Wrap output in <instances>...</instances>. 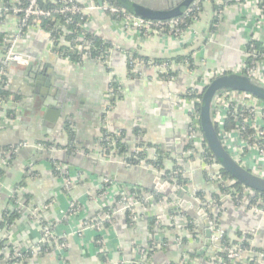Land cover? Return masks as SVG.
Instances as JSON below:
<instances>
[{"label": "crops", "instance_id": "obj_1", "mask_svg": "<svg viewBox=\"0 0 264 264\" xmlns=\"http://www.w3.org/2000/svg\"><path fill=\"white\" fill-rule=\"evenodd\" d=\"M17 1L0 0V9H7ZM75 1L82 5L87 16L85 29L117 47L107 63L88 58L82 62L61 59L54 51L50 34L41 27L30 26L22 32V17L9 9L0 18V84L8 82L6 87L11 92L10 97L0 102V147L30 145L21 148L9 162L5 159L11 152L0 157L4 173L0 177V220L15 193L14 209L21 205L22 210L11 227L0 229V239L31 254L16 264H139L140 250H148L154 244L156 251L151 253L147 264L178 263L186 255L185 249L198 250L204 242L200 207L191 211L192 200L202 204L194 199L199 192L205 193L210 209L218 216L219 226L232 241L242 240L238 232L250 234L251 246L264 251V213L238 204L228 195L215 198L220 192L215 179H211L214 170L206 171L198 149H187L190 112L195 106L194 97L187 96L188 91L214 76L236 71L250 57L247 45L252 40L264 43L260 0H226L231 3L219 12L215 5L225 0H195L185 13L192 11L199 1L203 2V9L180 37L127 31L111 15L98 9L94 0ZM125 1L135 10L140 7L168 10L181 2ZM9 47L28 58L27 64L6 63ZM129 52L150 59L192 53L195 68L179 67L173 81L157 77L151 68L132 78L127 66ZM259 66L264 70V61H259ZM113 78L120 85L116 93L110 88ZM104 127L111 132L125 131L124 142L130 151L145 146L149 148V157L154 151L167 156L164 163L168 168L180 166L188 184L179 196L191 204L189 209L172 200L169 203L165 198L157 201L153 197L148 190L157 191L159 174L152 166L121 167V159L106 156L100 145ZM43 141L69 144L82 154L77 162L81 166L73 165L78 168L75 175L69 166H61L72 179L70 187L55 175L54 164L43 150L39 153L40 149L35 148ZM193 149V155L184 157L192 154ZM255 157L257 151L253 149L246 160L253 162ZM105 178L112 181L104 191ZM173 189L169 186L163 194L168 197L167 193ZM132 190L140 192L137 199L131 195ZM121 193L126 194L132 214L117 211L109 227L102 225L101 230L91 227L106 212L104 209L120 208ZM214 199L222 206L216 205ZM72 202H77L79 210L69 216ZM186 214L196 218L202 231L199 238L185 229ZM152 216L157 217L154 235L148 224ZM42 222L50 228L56 244L65 245L63 248L40 252L39 245L45 243ZM183 238L188 245L182 243ZM213 248L203 256L189 259V264H214L210 260ZM256 256L257 253L244 250L240 264H250L254 259V264H261ZM4 263L0 259V264Z\"/></svg>", "mask_w": 264, "mask_h": 264}, {"label": "built area", "instance_id": "obj_2", "mask_svg": "<svg viewBox=\"0 0 264 264\" xmlns=\"http://www.w3.org/2000/svg\"><path fill=\"white\" fill-rule=\"evenodd\" d=\"M26 2V5L21 8H15L13 9V12L15 14H19L22 17V28L25 27L28 23V20L32 17H40V16H47L50 17L52 15V12L45 11L40 8L39 6V0H23ZM57 3L64 4V9L61 10V13H70L72 15L75 14H81L83 16H86L85 11L83 7L80 6L78 2L75 0H52ZM96 6L98 9L108 13L111 15L116 21L121 24V26L124 27L127 31H135L138 33H142L143 35L147 36H154V35H170L175 37H180L184 34V30H180L181 24L184 23L182 19L179 17L173 18L170 20H156V21H150L143 19L141 17H138L132 13H129L126 9L115 5L112 0H94ZM259 3V2H258ZM199 10V8H197ZM9 13L8 9H0V18L4 17L6 14ZM87 17V16H86ZM87 21V20H86ZM72 19L69 18L68 23H72ZM86 23V22H85ZM84 24L81 26L84 27ZM85 28V27H84ZM82 44L79 46L78 52L81 53V56L83 59L90 57V52L92 48L91 42H84L83 36H81ZM7 41V40H6ZM117 50V47L112 45V47L106 49L107 54L100 55L96 60L97 61H103L104 63H107L110 59V55L113 51ZM251 57V54H249ZM6 63H13V64H21L25 65L27 64V59L23 57L20 54H16L13 50V47H9L8 49V55L6 57ZM127 66L130 68V73H134L136 75H143L145 68H151L156 71V76L161 78V76H165L168 81L175 80L176 76L169 75L171 72H176L179 67H185L188 66L187 63H175V62H163L160 64H156L153 60H145L140 58H133L131 54H128L127 56ZM128 68V70H129ZM233 73V72H232ZM234 73L244 74L252 78L257 83L264 85V70H262L259 66L258 61H253L250 64L248 62L243 63ZM222 74H219L217 76H214L215 78L220 76ZM113 80V79H112ZM112 82V81H111ZM211 81H204L201 83L200 86H195L191 89V93H195V95H199L202 93L203 87H206ZM5 86H8V82H3ZM194 107L191 109V119H190V126H189V141L192 144V147L198 148L200 153L208 154V145L205 142V137L202 132L201 128V118H200V110L198 109V106L200 105L201 101L198 97H194L193 99ZM212 116H213V122L215 125H217L220 129V139L222 140L223 144L227 146L230 150V154L233 156V158L238 161L241 165L244 167H249L252 172H254L257 175H260L264 177V102L257 99L256 97L252 96L249 93L246 92H240V91H226L219 95H217L212 102ZM231 120L233 123L234 129L228 130L226 129L225 125ZM252 131V134L249 138H244V134H242L245 131ZM107 133H116L120 134L121 132H111L107 128ZM109 144L114 145L116 143L115 139H112L111 135L106 136L105 138ZM250 142H253L252 147H249ZM242 144H245L244 146H241ZM29 144L21 143L18 145L17 148H15L11 155L18 153L21 148L29 147ZM36 149L43 150L45 149V145L43 144H37L34 145ZM249 147V148H248ZM244 148L249 149L252 151L253 149L257 151V157L256 161L251 162V164L245 159L244 154ZM53 152L61 151L59 149L53 148ZM148 153L149 148L148 147H140L135 152L141 153V152ZM10 155V156H11ZM10 156L7 157L9 160ZM247 156V155H246ZM146 159L150 160L151 162H157L158 161V152L154 151L153 155L149 157L147 155ZM145 159V160H146ZM210 163H205L202 161L204 167L207 170H219L220 164L217 163V161L214 159V157L209 158ZM165 164V163H164ZM141 165H149L152 166L155 170H157L159 177H164L166 169L165 168H159L154 164L147 163L145 161H140L138 164ZM137 165V166H138ZM59 170V171H58ZM63 169H61V166H56V171L60 172L61 176L64 179V183L67 187H70L72 184V179L69 177L68 172H63ZM182 170V169H181ZM178 169V172H181L183 177L186 178V176L183 173V170L181 171ZM211 179L218 180L222 183L226 182L225 178L222 174L217 173L213 174L211 176ZM105 184H110L111 180L109 178L104 179ZM231 182V181H230ZM229 182V183H230ZM161 188L157 191L161 192L162 188L165 185H169L174 190H176L178 193L183 190V187H180L177 184V180L175 178V175L172 176H166L164 181H161ZM244 193L243 198L236 202V203H244L246 207L256 211V212H263L264 213V197L259 193H252L250 192V189L244 186ZM230 196L229 194H226ZM126 194L121 193V199L119 202L120 208L116 210V208H110L106 212L101 213L98 217L96 222H93L91 227L97 228V230H101V226L104 222H111V218L117 211H127L131 212L133 211L132 206L127 203L126 201ZM231 197V196H230ZM194 199L196 201L202 202L196 195H194ZM144 201V200H143ZM17 203V202H16ZM19 213H22L21 205H18ZM79 207L77 205V202H72L70 205V208L67 212V215L72 216L76 215L78 213ZM33 215H36V211H33ZM213 235H212V247H217L223 240L224 236L226 235V232L221 227H217L213 224V222L210 220ZM88 223H86L87 225ZM13 224H7L5 228L11 227ZM199 235L197 234L196 237ZM49 238H53L52 232L48 226L43 227V237L42 241L47 242ZM242 240H238V244L233 245L229 247L228 249H225L227 252V258L231 262H237L242 259L244 249L241 246ZM7 245V244H6ZM155 245V244H154ZM150 247L148 250H140V253L144 257L143 260L147 258V256L150 254V252H153L156 250V245ZM65 245L57 244L56 247L63 248ZM211 247V248H212ZM210 248V249H211ZM209 249V250H210ZM8 247H5L2 251L6 252ZM21 252L18 248L14 247V254L16 257L24 258ZM260 261L261 264H264V254H257L256 256ZM177 264H189V258L184 256L180 259V261Z\"/></svg>", "mask_w": 264, "mask_h": 264}, {"label": "trees", "instance_id": "obj_3", "mask_svg": "<svg viewBox=\"0 0 264 264\" xmlns=\"http://www.w3.org/2000/svg\"><path fill=\"white\" fill-rule=\"evenodd\" d=\"M8 1L9 0H7V2ZM112 2L115 5L126 9L129 13H132V14L139 17V15L137 14V11L134 8H132V6L129 3H127L125 0H112ZM230 3L231 2H228L226 0L220 4L216 3V5H215L216 12L222 11L223 8L226 5H229ZM25 5H26V2H24L23 0H18L17 3H15V5L10 6L7 9L13 10L15 8L24 7ZM39 6L41 9H43L45 11L52 12V15L50 17L40 16V17L30 18L28 20L27 25L22 28V32L26 31L27 28L30 26L41 27L44 31H46L50 34L51 39L53 41L54 51L59 55V57L61 59H70L72 61H78V62H82L84 60L83 57L81 56V53L78 52L79 46L83 43L81 36H83L84 42H89V43L91 42V44H92L90 57L88 59L96 60L100 55L107 54L105 52L106 49L112 47L111 43H109L108 41H105L104 39L98 37L95 34L90 33L84 27L81 26L82 24H84L86 22V20H87L86 16H83L81 14L72 15L69 12L63 14V13H61V10L64 9L65 5L62 3L60 4V3L54 2L52 0H39ZM80 6L82 7L81 4H80ZM197 7L199 8V10L203 9V2L199 1L197 6H195V8L192 11L187 12V13H185L179 17L180 19H182L184 21V23L181 24V26H180V30H184V31L187 30L191 26V24H193L194 21L198 18L199 10L197 9ZM259 7L264 13V0H260ZM20 17H21V15H20ZM69 18L72 19V21H73L72 23H68ZM215 18L217 19L218 16H216ZM143 19H146V18H143ZM146 20L156 21V20H151V19H146ZM211 31H213V30H211ZM206 41H207V38H206ZM247 51L249 54H251V57H248V60H247V62L249 64L253 61H258V62L264 61V43H262L258 40H252L247 45ZM129 53L131 54V56L133 58L153 60L156 64H160L163 62L187 63L190 69L195 68L192 53H189L188 55H184V56H176L173 58H166V59H150L149 57L137 55V54H134L132 52H129ZM101 62H103V61H101ZM128 68H129V66H128ZM6 69H7V66H6ZM129 71H130V68H129ZM229 73H232V72H230V71L225 72L223 75L229 74ZM130 74H131L130 76L132 78H135L136 76L139 77L138 75H136L134 73H130ZM177 74H178V70H176V72H171L169 75L176 76ZM161 78L164 80L167 79L165 76H161ZM214 78L215 77H213L211 79V81ZM110 88L113 89V91L115 93L118 91V89H120V85H118V83L116 82V80L114 78H113L112 82L110 83ZM205 88L206 87H203L202 93H200L199 95H195V93H191V90L188 91V95H187L188 97H191V98L192 97H198L200 99L201 103L198 106L199 110H201V107L205 104L203 101V93H204ZM10 95H11V92H10L9 88L4 86L3 84H0V102L5 101L8 97H10ZM190 119H191V116H190ZM225 127L228 130L234 129V126H233V123L231 122V120L228 123H226ZM215 128H216L217 133L219 134L220 133L219 127L217 125H215ZM242 134H244V136H243L244 138H249L252 134V131L247 130V131L243 132ZM108 135H111L112 139L116 140V143L114 145L109 144V142L105 139L106 136H108ZM125 135H126L125 131H121V133L119 135L116 133H110L109 134V133H107V128L104 127L102 129V137L100 139V145H101V148L103 150V153L106 156H115V157H118L119 159H121L122 160V166L121 167H124L127 165L135 166V165H138L140 163V161H145L147 163L154 164L159 168L163 167L166 169V166L164 164V160L167 158V156H165L162 152L158 151V161L157 162H153V161L151 162L150 160L146 159V157H147L146 152L143 151V152L137 154L136 152H132L129 150V148L126 146V144L124 142ZM205 142L208 145L207 139H205ZM39 144L45 145V149H43V153H45L48 156L49 160L54 164L53 170H54V173L56 176H58V177L61 176L60 172L56 171V166H62V165L65 167L69 166L71 168V171L73 172V173L72 172L71 173L74 175L78 172V168H75V167L81 166L80 164H77V162H78V160L82 154L78 153V149L76 147L71 146L69 144L67 146H61V145L55 144L52 141H50V142L49 141H43V142H39ZM253 144H255V143L250 142L249 147H252ZM18 145L0 147V157H4V155L6 156V154L8 152H12L15 148L18 147ZM149 147H152V146H149ZM187 147H188L187 149H190L192 147L191 142ZM225 147L228 150V152L231 153L229 148L227 146H225ZM53 148L59 149L61 151L53 152L52 151ZM248 148H244L245 159H246V155L249 154ZM83 153L87 154L86 151H83ZM207 153L208 154H203V153L199 154L202 161H204L205 163H207V162L210 163L209 158L214 157V159L219 164V162L217 160L218 151H212V149L208 145ZM10 157H11V159H9L8 162L13 160L16 157V154H14L13 156L11 155ZM255 161H256V157H255V160L253 162L255 163ZM248 162L251 164L250 161H248ZM73 165L75 167H73ZM245 168L249 169V167H245ZM178 169L181 170V167L177 166V164H175L174 167H170V168L166 169L164 177L158 176L159 180L164 181L166 176L169 177V176L175 175V178L177 180V184L180 187L186 186L188 184V180H187V178L183 177L181 172H178ZM249 170L251 171V169H249ZM206 171H207V169H206ZM213 172H215L213 174H217V173L222 174L226 180V182H224V183H222L218 180L213 181L215 184H217V187H218L219 192H220L219 195L218 194L214 195L215 198L216 197L220 198V196L226 195V194H229L231 196V198L233 199V201H235V202H238L243 198V193H244L245 188L242 184L236 182L221 166H220L219 170H214ZM3 174H4L3 171L0 169V177ZM206 176H207V174H206ZM110 180H111V178H110ZM108 185L106 184V186L103 188L104 191L106 190ZM21 186L24 187V184H21L20 187ZM148 191H150V193L153 195V197L157 201H160V200L165 198L167 200V202L171 203V199H168V197L165 194H163L159 191H155V190H148ZM250 192L259 194L258 192L251 190V189H250ZM139 194H140V192L138 190H132L131 191V195L135 199H137L139 197L138 196ZM196 195L202 201L201 202L202 204L197 205L192 200L193 206H192L191 211L195 212L198 209V207L203 208L205 210V212L208 214V216H209L210 220L213 222V224L217 227H220L219 222H218V216H217V214L214 213V211H212L210 209L211 203L207 202V200L205 198V193L199 192ZM261 195L264 197V193H262ZM26 198L29 199V196H26ZM118 198H120V196H118ZM214 200H216V205H219L220 207L222 206L221 203L218 202L217 199H214ZM16 202H17V196L15 193L13 198H11L9 200L10 206L3 211L2 218L0 220V229L5 228L7 224H9V225L14 224L20 218L21 213H19L18 210L14 209V207L16 206ZM107 210H109V209L106 208L103 211H107ZM129 213L130 212H127L128 216L130 215ZM156 221H157L156 216H152L148 219L150 231L153 233L152 235H154V228L153 227H154ZM41 225H42V227L48 226L45 222H42ZM103 225L105 227H109L110 222H104ZM198 225L199 224L196 221V218L194 216L187 215V224L185 226V229L189 232V235L196 236L197 234H202V231L200 230ZM237 236H239L242 239L241 246L244 250L253 251L257 254H264V251L259 250V249L251 246L252 236L250 234H244V233L238 232ZM59 242H61V241H59ZM182 243L188 245V240L186 238H183ZM236 244H238V239L235 241H232L230 237L225 235L222 242L217 247H214L211 250V257L209 256L210 260L214 264H240V261L231 262L230 260H228L227 252L225 250V249H228L229 247L236 245ZM56 245L57 244L55 242V239L49 238L47 240V242L39 245V247H40L39 250L41 253H45L47 251H53V249H55ZM5 247H8L9 250H7V252H3L0 255V259L5 260L4 264H16L18 262L25 260V258L30 257V255H31L30 252L27 253V252H22L21 250H19L21 252L20 254H22V256H24V258L16 257L14 254V247L11 245H6L4 243V241L0 239V249L3 250ZM151 253H153V252H150V254L147 256V258L145 260H143L144 257L141 255V257L138 261L139 264H147V260L150 259ZM185 256L188 257L189 259L195 258V256H193V255H185ZM254 261H255V259L251 260L250 264H254ZM170 264H177V263L171 262Z\"/></svg>", "mask_w": 264, "mask_h": 264}, {"label": "water", "instance_id": "obj_4", "mask_svg": "<svg viewBox=\"0 0 264 264\" xmlns=\"http://www.w3.org/2000/svg\"><path fill=\"white\" fill-rule=\"evenodd\" d=\"M195 0H181L180 4L176 7H173L168 10H153L140 7L136 9L139 17L151 19V20H170L182 16L189 6ZM28 59V58H27ZM226 91H240L251 94L257 99L264 102V85H261L254 81L247 75L239 73H229L225 75H220L214 78L205 88L203 93L204 105L200 110L201 118V128L205 139L208 141L209 147L212 151H218L217 160L221 167L238 183L243 186L254 190L258 193H264V177L255 174L249 169L245 168L238 161H236L233 156L228 152L222 140L220 139L219 134L216 131L215 124L213 122L212 116V102L213 99ZM39 153H42V150H39ZM195 150L193 149L192 154H186L184 157L193 155ZM157 187L156 190L161 188L159 180H156ZM169 185H165L161 193L167 192ZM168 197L176 204L180 205L184 209H189L191 204L182 200L179 196V193L176 190H171V193ZM198 214L203 219L204 226V242L200 249L194 250L192 248H187L184 250L186 255L193 256H203L209 249L212 247V235L213 230L208 214L203 208L198 209ZM178 249H182V246H178Z\"/></svg>", "mask_w": 264, "mask_h": 264}, {"label": "rangeland", "instance_id": "obj_5", "mask_svg": "<svg viewBox=\"0 0 264 264\" xmlns=\"http://www.w3.org/2000/svg\"><path fill=\"white\" fill-rule=\"evenodd\" d=\"M245 144H242L241 146H244ZM171 192L167 193V195H169Z\"/></svg>", "mask_w": 264, "mask_h": 264}]
</instances>
